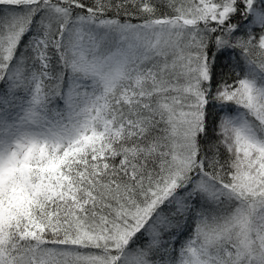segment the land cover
Wrapping results in <instances>:
<instances>
[{
	"label": "snow or ice",
	"instance_id": "1",
	"mask_svg": "<svg viewBox=\"0 0 264 264\" xmlns=\"http://www.w3.org/2000/svg\"><path fill=\"white\" fill-rule=\"evenodd\" d=\"M0 264H264V0H0Z\"/></svg>",
	"mask_w": 264,
	"mask_h": 264
},
{
	"label": "trees",
	"instance_id": "2",
	"mask_svg": "<svg viewBox=\"0 0 264 264\" xmlns=\"http://www.w3.org/2000/svg\"><path fill=\"white\" fill-rule=\"evenodd\" d=\"M238 56L239 61H237ZM242 65L243 56L240 55L239 49L236 50L230 59L228 57H220L216 60V79L219 80L223 76L229 82H233L236 76L241 74ZM58 107L63 108V103L61 102Z\"/></svg>",
	"mask_w": 264,
	"mask_h": 264
}]
</instances>
